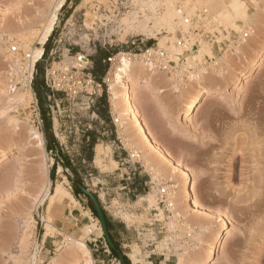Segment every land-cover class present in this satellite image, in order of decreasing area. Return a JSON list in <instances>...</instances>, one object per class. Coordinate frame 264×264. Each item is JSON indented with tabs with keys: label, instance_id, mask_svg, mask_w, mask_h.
Instances as JSON below:
<instances>
[{
	"label": "rangeland",
	"instance_id": "1",
	"mask_svg": "<svg viewBox=\"0 0 264 264\" xmlns=\"http://www.w3.org/2000/svg\"><path fill=\"white\" fill-rule=\"evenodd\" d=\"M243 1L250 21L237 20L238 29L233 30L212 15L205 0H66L44 45V50L48 46V53L42 55L33 72V99L24 104H9L3 92H11L7 88L8 75L22 74L25 53L37 45L34 40H23L17 30L29 36L40 28L55 0H0V152H6L0 162V264H86L82 251H76V238L91 252L90 264H123L112 255L95 227L86 231L88 225L99 226V222L87 197L74 194L73 184L77 183L99 200L113 223L115 243L130 264H176L181 254L183 264L207 262L210 248L201 245L203 231L198 228L208 227L202 234L204 242L211 241L221 228L209 214V207L219 212L229 230L221 255L213 264H264V56L263 63L257 67L247 66L253 51L264 48V0ZM223 5L219 8L226 7ZM166 7L171 8L172 14L175 11L176 16L179 14L177 17L173 14L175 21L170 27L155 23V18L167 11ZM184 18L196 26L199 24L201 31L195 34L188 29L182 23ZM144 24L148 29L141 28ZM244 31L247 37H243ZM186 37L190 39L188 45L195 43V46L183 53L177 68L180 71L168 76L153 69L154 75L143 72L134 75L135 100L143 105L152 101V105L165 107L166 114L176 117L170 121L178 132L173 133L163 128L164 121L153 112V107L147 109L145 129L169 155L167 159L158 156L146 145L152 163L159 164L151 165L159 170L157 175L154 169L143 165L142 157L133 154L130 141L121 134L118 123L115 131L104 118L105 111H111L115 119L117 116L110 101V70L117 64L116 55L120 52L136 54L137 59L151 45L158 43V47L173 50L175 41ZM203 45L210 52L200 59L192 58ZM236 45L242 49L236 56L238 62L230 61L229 71L234 75L218 84L208 83L215 97L200 102L190 121L185 119V113L178 115L186 101H172V98L188 83L189 75L192 72L202 75L206 68L217 77L220 58L234 52ZM11 47H16L12 56L17 64L11 65V59L6 57ZM105 54L114 61L111 65L102 61L106 65L103 72L92 73V69L85 68V60H77L82 55L89 59L100 55L103 59ZM216 60L219 62L213 63ZM176 78L181 85L172 88ZM235 81L239 82L238 86ZM37 83L41 86V100L35 89ZM143 84L148 88H141ZM162 88L165 91L158 94ZM102 95L107 108L98 102ZM41 107L50 120L49 125L43 123ZM127 125L136 138L131 122ZM45 129L55 140L54 150L45 147ZM89 132H93L96 144L102 148L98 161H95V145L92 149L87 145ZM55 156L59 163L51 179ZM61 159H67L72 169L62 167ZM172 159L183 161L194 180L197 200L205 204L203 208L207 207L203 209L200 202L198 207L194 206L191 200L189 203L183 198L182 216L186 213L184 218L195 232L182 227L186 222L183 217H172L166 206L167 192L177 191L181 182ZM46 169L50 194L40 202L46 185L42 173ZM161 187L167 191L164 202L158 196ZM21 206H26L24 210L30 213H25ZM20 210L32 220L27 221L28 215ZM44 219L51 222V232L46 237ZM192 233H199L200 237L195 234L193 237ZM133 248L139 252L137 263H132L129 257ZM67 249L69 255L65 254Z\"/></svg>",
	"mask_w": 264,
	"mask_h": 264
},
{
	"label": "bare ground",
	"instance_id": "2",
	"mask_svg": "<svg viewBox=\"0 0 264 264\" xmlns=\"http://www.w3.org/2000/svg\"><path fill=\"white\" fill-rule=\"evenodd\" d=\"M205 2L208 3V4H206L207 8H211L212 15H216L220 20L225 21V23L228 25V27H231L233 30L238 29L237 20H240L243 22H249L250 21L248 16L246 15V7H245L243 0H205ZM223 3H224V5H226V7L219 8V6H221V4H223ZM65 4H66V0H55L51 10L49 11V13H48V15L44 21V23L41 25L40 28H37L35 30H33L31 28L33 31L31 33L29 32L30 33L29 36H27L26 33H24L21 29L17 30L23 40H25L27 42H31L32 40H34L37 44L36 46L29 47L28 54H29L30 58L28 59V61H26L25 65H24L25 67L23 69H21V72L24 71L25 73H27L26 79L29 80L32 77L33 71L35 70L36 63L41 59L42 55L44 54V45L46 44L48 39H50V35H51L52 31L54 30L55 24L58 20V14H59L60 10H62V8L65 6ZM165 6H167V5H165ZM171 11H172L171 8L168 7L167 11L164 13V15H162L160 17H156V18L154 17L156 20L155 23L161 24V25H166V26L170 27L175 21L174 20L175 18H173V17L176 16L175 12H177V11H175L173 13L175 15L173 16V14H172L173 11L172 12ZM178 13H180V11ZM123 21H124V19H123ZM147 26L144 24L143 27H141V28L146 30V29H148ZM241 26H243V25H241ZM162 27L164 28V26H162ZM29 28H30V26H29ZM26 29H28V27ZM248 29L252 30V27L249 26ZM244 32H242L243 35H244ZM9 33H11V32H9ZM15 33H16V30H15ZM189 34H191V33H189ZM5 41H3V42H5ZM219 46H220V44H219ZM241 49H242V47L240 45H236V46H234V52H230V53L227 52L228 53L227 56L225 54V56L220 58V60H222V63L220 65L219 71L216 73V74H218V76L216 75L217 77H213V75H211V73L213 71L210 73L209 72L210 70L207 71L206 68H204V70H202V72H201L202 75H200V74L198 75V73H193V72H192V75H189L190 77H189L188 83L183 88L179 89L180 91H178V95L176 96L178 99L181 100V102L186 101L183 108L180 110V113H178V115H181V113H185V119L190 121L193 118L192 115L194 113L196 106L199 105L200 102L205 101L208 98L215 97V94H214V92H212V90H211L212 88H210V86H208V83L218 84V83L224 81L229 76L234 75V72L232 73V71H229V69L232 68V66H231L232 62L230 63V61H233L236 63L238 62L236 56H238L241 53ZM208 51L210 52L209 48L207 46L203 45L201 47V49L198 52H196V54H194V56H192V58L200 59L202 57V55L205 52L207 53ZM26 54L27 53H25V55ZM12 55H15V53H9L6 57L11 59V64H15V63L17 64L18 63L17 59L14 58V56H12ZM116 56L118 57L117 58V64L113 67L112 70H110V73H112L111 74L112 78L109 80L110 101H111L113 112L115 113V116L117 115L116 120H117V123L119 125V129H120L121 134L123 136H125L128 139V141H130V144H129V142H128V144L132 146L131 149H132L133 154L136 155L137 158L142 157V160L144 162L143 165L146 168L150 167V169L155 170L156 167L154 168V166L156 165V163H154V161H153L154 166L153 167L151 166L153 164L152 160H151L152 158H150L151 156H148L150 149L148 151V149L146 148V145H148V147L151 148V150L154 152V154H156L158 156H162V157L165 156L166 159H167L166 155H168L167 154L168 152H165L158 145L159 143L157 144L155 141H153L152 137H150L149 133L147 132V129H145L146 123L143 122L144 117H143V114H142L141 109H140V108H143V102L140 100H137V99L135 100V97H134V95L136 94V82H137L134 75L138 74V73H142V72L147 73V74L150 73L151 75H154L156 73L154 72L153 69L148 68L146 63H144L143 60L139 61L140 57H142V54H139V56H138L139 58H137V59H135V56L137 57L136 54L131 56V53H129V52H120ZM263 56H264V48H260L256 51H253V56H252L253 58H251V60H249L247 62L248 68L257 67L258 65L263 63ZM217 60H218V58H217ZM217 60L214 61L213 63L217 64L219 62V61L217 62ZM239 62H240V60H239ZM193 82L195 83V86H193V88H191V85ZM234 83H235V86L239 85V82L237 83V81H235ZM176 87H177V85H176ZM141 88H148V85L143 84L141 86ZM164 91H165V89H163V88L158 89L157 93L161 94ZM3 92L6 93L5 94L6 99H7V102L9 104H13V103H17V104L23 103L24 104V103H28V101L33 99L32 91L27 85H24L23 88L18 87L17 89H15L14 92L8 93L7 90H5ZM156 109H157L158 114H161V115H163L162 117H165L164 115H166V114H165L164 108L157 106ZM128 121L131 122V128L135 131L137 139L134 138L133 134L132 135L130 134L129 128H127L128 127V125H127ZM166 125L170 128V130L173 133L177 132V129L170 122L167 123ZM34 133H35L34 135H38L36 132H34ZM181 135H184V133ZM37 142H38V140H37ZM144 145H145V147H144ZM94 149L96 152L95 153V161H98L100 159L99 155L101 154L102 148H101L100 144H96ZM152 151L150 153H152ZM133 154H132V156H134ZM5 155H6V152L4 150H2L0 152V162H2L4 160ZM169 160H171V159H169ZM172 160H174V159H172ZM172 162H171V164H172ZM158 165L159 164H157L156 166H158ZM172 165H173V169H175L178 172V177H179V180L181 182H180L179 186H177L178 187L177 191L172 192L171 189L168 192L166 191L167 196H168V197L166 196V198H167L166 206L170 209L171 213L173 214L172 217H174V218L176 217L177 219L183 217V219L185 220L184 216L186 213H184V216H182V213H181V211L184 209L181 206L182 201L184 200L183 198H186L189 201V203L191 200L192 201L191 204L194 206H197V207L199 206L200 201L197 200L198 198L194 194V191H193L194 187H195L194 186V180H193V178L190 177L191 176L190 172L184 166L183 161L182 160H176L175 162H173ZM58 169H61V167H59ZM155 171H156L157 175H159L158 174L159 170H158V172H157V170H155ZM42 174L44 175V178L46 179V182H44V183H46V185L43 189V193L41 192L42 198L40 195V199H39L40 202H42L44 200V198L50 194L47 169ZM154 176H155V174H154ZM41 186L43 187V185H41ZM164 188L166 189V187H164ZM40 191H38V192L40 193ZM36 196H38V195H35V198H36ZM166 198H165V200H166ZM26 201H28V200H26ZM23 204H24V202H23ZM30 204L33 205V203H30ZM30 204L28 206L31 207ZM35 204L36 203H34V205ZM26 205H27V203H26ZM201 205H202V203H201ZM203 205L205 206V204H203ZM203 205H202V208H203ZM36 206H37V204H36ZM180 206L183 209H180L181 208ZM25 207L26 206H24V207L21 206V208H23L22 210L25 213H30V212H27L26 209L24 210ZM30 207H29V209H30ZM205 208L207 209V207H205ZM205 208H203V209H205ZM209 208H211V207H209ZM209 208H208V210L211 211L209 214H211V217L215 218L216 221L219 222V225L221 228L219 231L216 232L215 236L213 237V239L211 241L204 242V238H203L204 235H202V234H203V232L207 231L208 227L202 226V225L199 226L198 229H201V231H203L202 234L200 235V236H203L202 237L203 240H202L201 245L204 246L205 248L207 246H209L210 249L207 250L208 252L206 253V260L205 261H207V262H205V263L197 262L196 264H213V262L221 255L220 251L222 250L223 243H224L225 239L227 238V236H229L228 235L229 230H228V226H227L226 221L221 217L219 212H217L214 209L211 210L212 208L211 209H209ZM22 210H20V212ZM208 210H206V211L208 212ZM185 212H186V210H185ZM25 213L23 215L27 216L28 214L26 215ZM125 216L127 217V215H125ZM186 216L189 217L188 214ZM126 217H125V219H128ZM188 217H187V219H189ZM48 218H49V220L52 218L51 213L48 214ZM29 219L32 220L30 215H28L27 221ZM49 220L44 219L46 232L44 231L43 236H45V237L49 236V234L51 232L50 231L51 222ZM189 221H192V220H189ZM195 222L196 221H193L191 223L195 224ZM197 222H198V220H197ZM197 222H196V224H197ZM198 225H197V227H198ZM181 226L191 230L192 232H195V229H193L189 225V223H187V221L183 222L181 224ZM94 227L100 232V234H102V230L100 228V225L97 226L96 224H91V226L88 225L85 229H86V231L89 232V230L91 228L93 229ZM209 231H208V233H209ZM196 232H197V230H196ZM185 233H189L191 236L190 231H186ZM210 233H212V232H210ZM194 234L196 235V233H194ZM194 234L192 233L193 237H194ZM197 235L199 236V233ZM205 235H207V233ZM208 235H210V234H208ZM100 237H101V235H100ZM207 239L208 238L206 236L205 241H208ZM23 241H21V242H23ZM199 242H200V240H199ZM74 243H75V248L77 249L76 251H82L83 256L86 258L85 259L86 264H90V262L93 260V258H92L91 252L85 248V243L80 238H76L74 240ZM199 244L200 243H198L197 245L199 246ZM69 253H70V250H68V249L65 250V254L69 255ZM138 253H139L138 249H136V248L132 249V252L129 254V257L131 258L132 263L138 262V260H139ZM181 255H180V258L178 257L179 258L178 263H176V264H183L182 262L184 260L181 259L182 258Z\"/></svg>",
	"mask_w": 264,
	"mask_h": 264
},
{
	"label": "built area",
	"instance_id": "3",
	"mask_svg": "<svg viewBox=\"0 0 264 264\" xmlns=\"http://www.w3.org/2000/svg\"><path fill=\"white\" fill-rule=\"evenodd\" d=\"M182 23L183 25L187 26L188 29H191L192 32H195V34L201 31V29L199 28V24L196 23L197 24L196 26L188 18H184ZM243 36L247 37L248 36L247 32H244ZM189 41H190L189 37H186L183 39L178 38L174 43L173 50H169L167 47H158V43H156L155 45H151L148 48L144 49V52L142 53V60L144 61V63H146L147 67L150 69H157L162 73L165 72L166 75L168 76L171 74H175L178 71H180V69H177V68L179 67L178 63L182 59L183 53L187 52L189 49L195 46V43L188 45ZM15 51H16V47H11V51H9V53H14ZM29 58L30 56L27 53L24 59L25 61H28ZM77 60L80 62H83V60H85L84 62L85 68L93 69V61L89 59V57L86 58L84 55H82L78 57ZM113 61H114V58H111V57H108L105 60H103V62H107L109 65H111ZM10 64H11V60H10ZM90 75L92 74L90 73ZM26 76H27V73H25L24 71H22L21 75H15L14 72L10 73L7 79L8 90L11 92H14L15 89H17L20 85H28V87L31 89V79L33 77V74L29 80L26 79ZM175 82L178 86L181 85L180 79L176 78ZM35 110H37V107L35 108ZM109 112L111 116V122L113 126L115 127V131H116L117 120L114 118V115L111 114L112 112L111 111ZM129 157L131 158L133 156L129 155ZM158 196L161 199L160 201L162 202L165 201L164 198L166 196V189L164 187L160 188V190L158 191Z\"/></svg>",
	"mask_w": 264,
	"mask_h": 264
},
{
	"label": "trees",
	"instance_id": "4",
	"mask_svg": "<svg viewBox=\"0 0 264 264\" xmlns=\"http://www.w3.org/2000/svg\"><path fill=\"white\" fill-rule=\"evenodd\" d=\"M47 53H48V46L45 48L43 55L46 56ZM104 56L105 57L103 59L100 57V55L91 57V60L94 63L93 69H92V73H95V70H100L101 72L104 71L106 65L105 64L103 65V62L102 61L105 60L106 58L110 57V55L105 54ZM36 66H38V64ZM35 89L38 90L39 100H41L42 99L41 86L39 85V83H37L35 85ZM98 102L103 103L104 104V108H107V103H106L105 95H102L98 99ZM40 112H41V115H42V119H43L44 125H47V124L49 125L50 120H49V118L46 117L45 111L43 110V107H41ZM98 114H100V113H98ZM44 135H45V138H46V144H45L46 149L48 151L49 150H54L55 149V146H57L56 143H55L54 138L48 133V131L46 129L44 130ZM88 135L90 136V140L88 141L87 145H88V148L89 149H92L93 146L96 144L95 137L93 135V132H89ZM60 154L62 155V153H60ZM58 163H59V161L57 159V156H55L54 157V165H53V168H52V170L50 172L51 179H53V176H54V168L57 166ZM60 165L62 167H65V168H71L72 169V166H71L70 162L67 159H65V160H62L61 159ZM73 192H74L75 195H79V194L85 195L82 192L81 185L79 183H77L76 185L73 184ZM85 196L87 197V199L89 201V207H90L93 215L95 217H97L96 212H95V209L93 207V204H92L90 198L87 195H85ZM103 213H104L105 222H106V226H107V229H108L110 238H111V240H112V242L114 244V248H109V250L111 251V253H112L113 256L117 257L118 259L122 258L123 264H130L129 259L126 256L121 255V252L118 249V245H117V243H115V240H114V238L112 236L113 223L108 219V217H107V215H106V213H105L104 210H103Z\"/></svg>",
	"mask_w": 264,
	"mask_h": 264
},
{
	"label": "water",
	"instance_id": "5",
	"mask_svg": "<svg viewBox=\"0 0 264 264\" xmlns=\"http://www.w3.org/2000/svg\"><path fill=\"white\" fill-rule=\"evenodd\" d=\"M36 93H38V90H36ZM81 190L92 201L93 207L95 209V212H96V215H97V218H98V222H99L100 228L102 230V235H103V238H104L106 244L108 245L109 248H114V244H113V242H112V240L110 238V235H109V232H108V229H107V226H106V222H105L103 209H102V207L100 205L99 200L87 188L82 187ZM120 260L122 261V258H120Z\"/></svg>",
	"mask_w": 264,
	"mask_h": 264
},
{
	"label": "crops",
	"instance_id": "6",
	"mask_svg": "<svg viewBox=\"0 0 264 264\" xmlns=\"http://www.w3.org/2000/svg\"><path fill=\"white\" fill-rule=\"evenodd\" d=\"M169 79V78H168ZM170 81H172V80H170ZM176 83H174V82H172V85H171V87L172 88H176ZM176 90V89H175ZM174 90V92H177V90L175 91ZM173 92V93H174ZM179 101V102H181V100L180 99H178V98H176V97H173L172 98V101ZM146 102H148L147 100H146ZM152 102V101H151ZM151 102H148V104H145V105H143V108H141V112H142V114H143V117H144V119H143V122L144 123H147V116H146V114H147V109H148V107H153L154 108V110H153V112H155L161 119H163V121H164V126H163V128H165V129H168L169 127L166 125L168 122H170V121H173L176 117H174L173 115H172V113L171 114H166V108L164 107V110H165V114L166 115H169V117L167 116L166 117V115H164L165 117H162L163 115H161V114H158L157 113V109H156V106H154V105H152L151 104ZM160 106V105H159ZM162 107V106H161ZM112 114V113H111ZM104 118L106 119V120H108V122L111 124V126L114 128V126H113V124H112V122H111V116H110V112H108V111H105V113H104ZM172 118V119H171ZM145 120V121H144ZM171 124H172V122H170ZM170 129V128H169ZM117 139H118V137H117ZM119 140V139H118ZM121 144H122V142L121 141H119ZM96 145V144H95ZM126 150V152H127V154H129V152L127 151V149H125Z\"/></svg>",
	"mask_w": 264,
	"mask_h": 264
}]
</instances>
